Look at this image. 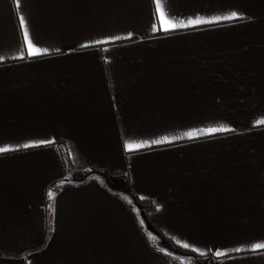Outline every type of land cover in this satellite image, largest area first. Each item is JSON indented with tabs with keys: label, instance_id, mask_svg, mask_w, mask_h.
I'll return each instance as SVG.
<instances>
[{
	"label": "crops",
	"instance_id": "obj_1",
	"mask_svg": "<svg viewBox=\"0 0 264 264\" xmlns=\"http://www.w3.org/2000/svg\"><path fill=\"white\" fill-rule=\"evenodd\" d=\"M261 121L264 0H0V264H264Z\"/></svg>",
	"mask_w": 264,
	"mask_h": 264
},
{
	"label": "rangeland",
	"instance_id": "obj_2",
	"mask_svg": "<svg viewBox=\"0 0 264 264\" xmlns=\"http://www.w3.org/2000/svg\"><path fill=\"white\" fill-rule=\"evenodd\" d=\"M116 186H117V184H116ZM121 186L124 189L128 188L126 183L125 184L123 183ZM128 197H132V196L130 195ZM144 223H146V219H144ZM146 231H147V234L149 236H151L152 240L150 239V241L152 243L155 242V244H152L153 248L159 247V248L163 249L161 251H158L156 262H154V260H152L153 264H163V263L170 262L172 259L169 256L170 255L169 253H172L175 258H177V256L184 257L185 259H183V261L186 263H189V264H206L208 259L197 257V256H194L193 254H187L184 250L178 248L177 246H175L174 244H172L171 242H169L165 238H163L157 231L154 230L153 227L146 226ZM166 251H168L169 253H166Z\"/></svg>",
	"mask_w": 264,
	"mask_h": 264
},
{
	"label": "snow or ice",
	"instance_id": "obj_3",
	"mask_svg": "<svg viewBox=\"0 0 264 264\" xmlns=\"http://www.w3.org/2000/svg\"><path fill=\"white\" fill-rule=\"evenodd\" d=\"M17 4L19 5V0H17ZM157 7L159 9V4L157 5ZM160 15L163 16V13L161 12ZM233 15H234V18H235V14H233ZM200 23H202V21H200L199 19H197V20H190V21H188V24L187 25H185L183 23H181V24L171 23L170 24V27H164L163 24H162L160 29H157L156 26L154 25L153 26V30L154 31H156V30L169 31V30H174L177 27L193 26V25H198ZM20 25H21V28L23 29V36H24V41H25L26 46H27L28 55L40 54V50L38 48L34 47L32 41L29 39V32L27 30L26 21H25L23 15L20 16ZM21 58H23V56H21ZM260 123L264 124V121H261ZM227 130L228 129L221 128V129H212L211 131L212 132H215V131H227ZM188 135H189V137H192L195 134L194 133H189ZM257 247L258 248L264 247V244L257 245Z\"/></svg>",
	"mask_w": 264,
	"mask_h": 264
},
{
	"label": "trees",
	"instance_id": "obj_4",
	"mask_svg": "<svg viewBox=\"0 0 264 264\" xmlns=\"http://www.w3.org/2000/svg\"><path fill=\"white\" fill-rule=\"evenodd\" d=\"M142 202H144L143 200H141ZM178 261H181V258L178 259V257L176 258ZM183 262V261H182Z\"/></svg>",
	"mask_w": 264,
	"mask_h": 264
}]
</instances>
